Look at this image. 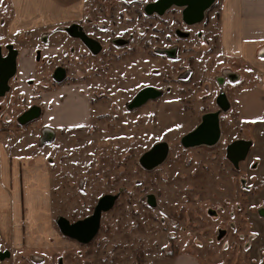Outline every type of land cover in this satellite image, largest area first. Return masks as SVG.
I'll return each instance as SVG.
<instances>
[{"label":"rangeland","instance_id":"1","mask_svg":"<svg viewBox=\"0 0 264 264\" xmlns=\"http://www.w3.org/2000/svg\"><path fill=\"white\" fill-rule=\"evenodd\" d=\"M155 1L85 0L69 20L25 21L15 31V9L9 0L0 2V44L4 52L7 44L20 52L17 76L0 97V146L11 163L21 159V170L29 163L33 178L37 165L42 168L48 215L42 240H0V253H10L0 264H264V159L252 147L260 146L256 126L237 113L238 76H250L221 53V0L192 26L177 6L161 16L148 13ZM73 26L101 52L73 37ZM58 70L65 73L61 82ZM148 90L158 96L134 106ZM78 94L88 102L85 122L57 123L56 115H76L69 103ZM32 107L42 108V117L21 123ZM210 113L220 115L219 143L184 148L182 138ZM238 141L251 148L237 167L227 149ZM160 143L169 146L167 159L145 170L140 159ZM4 188L11 191L7 182ZM106 195L117 201L102 214L91 243L61 233L60 220L90 217ZM41 204L42 196L31 208Z\"/></svg>","mask_w":264,"mask_h":264},{"label":"crops","instance_id":"2","mask_svg":"<svg viewBox=\"0 0 264 264\" xmlns=\"http://www.w3.org/2000/svg\"><path fill=\"white\" fill-rule=\"evenodd\" d=\"M9 1L16 12V19L10 22L11 29L15 31L16 25L25 21L32 20L35 24L47 25L48 22L69 20L72 11L85 0ZM219 8L221 53L245 65L244 70L250 76L248 81L245 74L238 76L243 88L235 96L237 113L242 121L256 126L255 138L260 146L257 148V143L253 142L252 147H256L264 159V0H221ZM43 10L46 11L41 14ZM14 159L11 163L4 148L0 146V190H4L0 193V240L4 238L8 243L15 242L17 245L26 240L27 235L29 242L42 240L38 235L40 230H48L47 225L42 227L47 223L48 215L47 202L41 191L42 168L37 165L39 175L33 178L30 164L23 163L21 170V159ZM5 182L11 187L10 192L4 188ZM22 183L27 192L26 197H23L24 193L21 191ZM14 184L17 185L15 191ZM41 196L46 206L42 207L41 204V209H32V202ZM25 200L26 209L23 207ZM35 205L38 203L35 202ZM42 208L45 212H42ZM49 236L43 235L47 240Z\"/></svg>","mask_w":264,"mask_h":264},{"label":"water","instance_id":"3","mask_svg":"<svg viewBox=\"0 0 264 264\" xmlns=\"http://www.w3.org/2000/svg\"><path fill=\"white\" fill-rule=\"evenodd\" d=\"M215 0H160V2L151 5L149 11L152 9L163 12L164 10L177 6L183 8V17L189 25H195L201 22L208 11L214 4ZM9 54L3 57L0 48V97H3L9 92V82L14 77L17 71V52L8 48ZM158 94L153 90L143 92L138 99L134 102V106H140L145 103L149 98H156ZM219 106L223 110H227L229 105L226 99L219 101ZM38 116L37 110H32L24 115L20 122L28 123ZM221 138L220 115L218 113H210L202 118L200 125L182 138V145L184 148H195L201 146L212 147L219 143ZM251 148V143L246 141H238L231 144L227 149L228 159L235 165L239 166L240 162L247 159L248 153ZM169 154V146L167 143H160L155 145L150 151L145 153L140 159L141 166L151 171L158 166L162 165L167 159ZM117 201L116 196L106 195L101 198L95 208L93 215L78 221L70 223L66 219L59 221V229L61 233L81 244H89L97 236L101 226L102 214L109 212ZM264 217V210L261 211ZM10 257V253H0V260L4 261Z\"/></svg>","mask_w":264,"mask_h":264},{"label":"flooded vegetation","instance_id":"4","mask_svg":"<svg viewBox=\"0 0 264 264\" xmlns=\"http://www.w3.org/2000/svg\"><path fill=\"white\" fill-rule=\"evenodd\" d=\"M158 2H160V0H156L155 2H153V3H151V4H149L147 7H146V11L148 12V13H157L158 14V16L160 15H163V14H165L166 12H170V10H171V7L170 8H168V9H166V10H164L163 12H158V10H156V9H152L151 11H149V8H150V6L151 5H154V4H156V3H158ZM173 7V6H172ZM183 20H184V17H183ZM184 22H185V20H184ZM186 23V22H185ZM187 25H189L188 23H186ZM189 26H192V25H189ZM69 32L71 33V35L73 36V37H76V38H78L80 41H82L85 45H86V47L90 50V52L91 53H93V54H98L99 52H101V47H100V45L95 41V40H93L90 36H87L86 35V33L84 32V30H83V28H81L80 26H73L70 30H69ZM9 47H12V49L13 50H15L18 54H17V71H16V74L14 75V77L12 78V79H14L16 76H17V73H18V68H19V59H20V52H19V50L18 49H16L15 47H14V45L13 44H7L6 45V51L4 52L3 51V46L0 44V48H1V51H2V55H3V57H7L8 56V54H9V50H8V48ZM35 56H36V61H38V62H40V59H41V52L40 51H36V54H35ZM29 65V68H30V66H31V64L29 63L28 64ZM32 67V66H31ZM64 72L62 71V70H58L57 72H56V78H57V80H58V82L60 81H62L63 80V77H64ZM11 79V80H12ZM11 80H10V82H11ZM10 82H9V87H10ZM64 91H66V90H64ZM59 96H61V97H65V95H59ZM58 96V97H59ZM77 96V98H75V100L73 101V102H71V103H69V108H72L73 106L75 107V110L73 111V113L74 114H76L74 117L73 116H71V114H69V115H66L65 116V119H59L58 118V116L56 115V121H57V123H59V122H65V124H68L69 122H71V121H73L74 119H76L75 121L76 122H72V123H75V124H79V123H83V122H85V120H86V117H87V115H88V113H87V111H88V102H87V100H86V98H84L82 95H80V94H78V95H76ZM59 99H60V97H59ZM69 99H71V97L69 98ZM138 99V98H137ZM69 101V100H68ZM32 110H37L38 111V116L36 117V119H38V118H41L42 117V115H43V109L42 108H38V107H32V108H30V110H29V112L30 111H32ZM29 112H27V113H29ZM26 113V114H27ZM25 114V115H26ZM22 118V117H21ZM21 118H20V120H21ZM36 119H34V120H36ZM34 120H32V121H34ZM29 123V122H28ZM26 124V123H25ZM68 125H71V124H68ZM248 157V156H247ZM93 215V214H92ZM96 238V237H95ZM94 238V239H95ZM84 245H87V244H84ZM180 264H183V261H181L180 262Z\"/></svg>","mask_w":264,"mask_h":264}]
</instances>
